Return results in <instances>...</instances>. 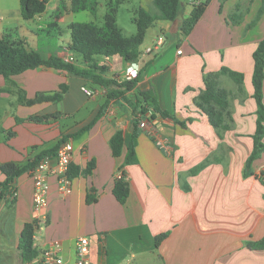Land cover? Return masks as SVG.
I'll use <instances>...</instances> for the list:
<instances>
[{
	"label": "crops",
	"instance_id": "1",
	"mask_svg": "<svg viewBox=\"0 0 264 264\" xmlns=\"http://www.w3.org/2000/svg\"><path fill=\"white\" fill-rule=\"evenodd\" d=\"M183 1L175 21L156 19L151 26L156 24L165 39L157 31L140 46V71L132 90L118 88L120 93L107 99L106 88L48 67L27 70L12 77L10 84L0 76V164L23 166L70 138V166L79 168L76 177H68L69 196L58 192L57 179L50 176L47 218L39 222L34 235L38 256L22 264H41L42 252L52 241L62 244V264H75L74 243L80 237L89 239V264H264V249L248 246L264 237V153L252 163L251 173L245 172L257 120L252 55L264 39V0H208L188 35L180 30L182 20L189 17L193 4L206 0ZM149 5L153 6L152 0H141L140 7L148 12ZM72 14L69 0H48L45 11L26 20L15 38L8 37L11 29L0 20V37L22 40L44 58L56 55L63 60L71 56L67 27L73 22L66 17ZM54 21L60 36L58 50L43 52L39 34ZM158 37L163 40L161 51L144 53ZM172 40H177L174 51L168 44ZM97 62L107 67L105 78L123 82L128 66L123 58L98 57ZM222 68L241 74L242 83H235ZM209 76L227 93V131L215 130L196 104ZM61 86L66 92L59 102L21 101L53 94ZM83 88L93 94L87 96ZM146 90L155 93L158 111L166 117L151 110L141 112L145 104L140 92ZM262 90L264 103V80ZM105 103L104 114L81 132ZM135 112L147 126L136 139V162L123 165ZM53 114L60 116L45 122L29 120ZM16 118L23 121L17 123ZM118 131L124 145L115 157L110 139ZM89 163L93 169L85 174ZM118 172L129 187L124 203L112 194ZM4 180L0 171V183ZM13 184L17 196L0 200V237L3 230L9 234L12 250L4 256V264H13L15 254L20 257V233L24 224L34 220L31 173ZM163 233L168 236L156 247L155 237Z\"/></svg>",
	"mask_w": 264,
	"mask_h": 264
},
{
	"label": "trees",
	"instance_id": "2",
	"mask_svg": "<svg viewBox=\"0 0 264 264\" xmlns=\"http://www.w3.org/2000/svg\"><path fill=\"white\" fill-rule=\"evenodd\" d=\"M70 11L78 13L81 11H89L91 14L96 13L97 1L96 0H69ZM48 0H19L21 17L24 20H30L36 15L42 14ZM154 8L157 10V15L150 14L142 7L134 11L133 23L136 26V33L132 36L126 37L122 34L121 29L116 22V7L110 3L106 4L107 12L103 16L101 25L93 22H73L68 25V33L70 42L68 50L73 56L72 63H65L56 55L49 57H42L40 51L29 49L26 43L22 40H10L7 37H0V76L10 84L11 79L27 70H34L39 67H48L56 70H64L67 73L78 75L87 78L93 85L106 88L109 93L107 99L116 96L120 93L118 88L129 91L132 90L138 77L133 81H123L118 83L113 79H107L104 74L107 67L98 65V57H112L115 55L120 56L127 63L135 62L140 55L139 48L143 43L146 31L150 28L156 19L175 21L182 13L184 6L183 0H152ZM208 0L205 2L193 4L192 10L188 18L182 20L180 30L184 35H188L193 29L195 24L202 16ZM58 18V15L57 17ZM58 26L54 21L45 28V33H50L52 28ZM57 32V30H56ZM253 74H252V87L253 98L255 100L257 110V120L255 133L253 138V149L248 156L245 163V172L251 173V165L255 159H258L264 153V103H263V80H264V39L261 40L253 52ZM76 62L80 67L76 66ZM221 72L227 74L235 83L241 84L243 77L241 74L233 72L227 68H222ZM66 87L61 86L58 92L48 95H37L35 99L21 101L27 105L42 102H59L62 100ZM140 96L143 99V108L146 111H152L155 114H160L166 117L165 113H159L157 108V100L155 93L151 90L141 91ZM199 109L206 114L209 122L217 131H227L230 129L228 124V101L227 93L216 87L214 79L210 76L205 80V90L202 92L196 101ZM106 103L99 109V113L89 126L82 129L81 132L90 128L95 122L104 114ZM145 113V112H142ZM141 113V114H142ZM59 114L32 116L29 118L33 122H45L51 118H57ZM17 123L22 122L23 119L16 118ZM139 119L137 114L133 119L132 132L129 135V145L126 148L123 165H130L136 162L135 146L136 139L140 133ZM12 135V133H9ZM70 138L61 139L56 147L52 150L46 151L38 155L35 159L27 162L23 166L15 163L0 164V171L5 176L4 182L0 183L1 194L0 200L5 198L9 200L12 197V192L15 190L14 179L18 178L24 173L31 172L39 161L44 157H54L58 147ZM124 145V138L121 131L115 132L110 139V148L115 157L120 156L122 147ZM94 164L89 163L84 169L85 174H89L93 169ZM79 174V168L71 165L68 171L70 179ZM112 194L119 203H124L129 194L128 183L121 178L115 179ZM39 221L34 219L32 222L26 223L19 236L18 250L20 258L23 263H30L38 256V251L34 247V235L39 228ZM168 233H163L155 237V246L167 238ZM251 249L262 250L264 249V237L253 244H248Z\"/></svg>",
	"mask_w": 264,
	"mask_h": 264
},
{
	"label": "built area",
	"instance_id": "3",
	"mask_svg": "<svg viewBox=\"0 0 264 264\" xmlns=\"http://www.w3.org/2000/svg\"><path fill=\"white\" fill-rule=\"evenodd\" d=\"M190 2L194 0H188ZM163 45L162 38L158 37L152 47L144 50V53H151L153 49L159 50ZM180 53V51H178ZM141 56V55H140ZM63 61L65 63H72L73 56H65ZM140 59L135 62L128 63L125 68L123 80H135L140 71ZM87 96L93 93L85 88L82 89ZM147 121L139 119V127L145 128ZM54 158V166L51 164L50 157L42 158L36 167L30 172L32 178V210L34 219L43 222L47 218V195L49 192V178L55 176L58 183V192L62 196H69L71 193V181L68 178L69 166L73 159V144L72 141L62 143ZM117 179L121 178V173H116ZM17 196L16 190L12 192V198ZM75 264H89V239L80 237L74 243ZM41 264H62V244L60 241H52L48 247L42 252Z\"/></svg>",
	"mask_w": 264,
	"mask_h": 264
},
{
	"label": "rangeland",
	"instance_id": "4",
	"mask_svg": "<svg viewBox=\"0 0 264 264\" xmlns=\"http://www.w3.org/2000/svg\"><path fill=\"white\" fill-rule=\"evenodd\" d=\"M96 1L98 5H97L95 14H91L90 12L83 11V12L72 14L70 17H66V19L68 18L72 20V22H93L97 25H101L103 22V16L107 12L106 4L110 3L111 5L116 7V22H117L118 27L121 29L122 34L126 37H129L136 33V26L133 23V16H134L133 14H134V11L141 6V0H96ZM53 5H54V2L52 1L50 3V6H53ZM185 7H186V10H189L190 4L186 3ZM148 10L151 14L156 13L152 5L148 6ZM50 14H51V11H48V15ZM0 20L4 26L11 29V31L7 33L8 37L15 38L14 37L15 35L20 34V30H24L27 22L20 15L19 0H0ZM56 30L57 29L52 28L49 34L45 32H42L39 34V37H40L39 44L43 46V49H42L43 52L50 48H52L53 50L54 49L58 50V47L60 44V36L57 33L58 30L57 32ZM157 31L160 33V35H162V33L158 30L156 24L153 27H150L147 31V34L145 36L144 42L142 43L141 47L149 43L153 35ZM162 37H164V35H162ZM167 38L168 37H166V39ZM163 39H165V37ZM168 44H172L171 45L173 46L172 50L174 51L177 47V40H172ZM168 47L169 45L167 46V48ZM160 51L157 52V50L153 49L151 55H155L159 53ZM44 56H46V53L44 54ZM75 64L77 67H80V64L78 62H76ZM140 109H141V112L148 113V111H146L142 105L140 106ZM84 114H85V110L83 111V115ZM134 114L136 116V112ZM78 120L80 119L78 118ZM256 160L257 159H255L253 163ZM1 234H2V237H0V245H3V246L2 247L0 246V264H4L3 262V260H5L4 256L7 255V251L10 249L8 248L10 239H9V234L6 231L3 230ZM5 248H8V249H5ZM12 261H14L13 264H22L19 254H15L12 257Z\"/></svg>",
	"mask_w": 264,
	"mask_h": 264
}]
</instances>
